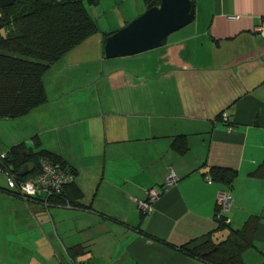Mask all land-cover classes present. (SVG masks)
<instances>
[{"label": "crops", "instance_id": "obj_1", "mask_svg": "<svg viewBox=\"0 0 264 264\" xmlns=\"http://www.w3.org/2000/svg\"><path fill=\"white\" fill-rule=\"evenodd\" d=\"M194 4L193 21L161 47L113 59L106 38L146 3L87 7L97 32L45 72L46 101L0 119V157L18 144L44 150L76 174L65 196L81 194L75 207L59 198L44 208L10 193L0 174V264H205L182 249L209 234L217 244L250 218L242 262L264 264V174L253 176L264 165V37L255 34L264 0ZM212 168L236 177L208 184ZM169 169L176 185L143 214L137 201ZM220 190L231 200L225 230L214 219Z\"/></svg>", "mask_w": 264, "mask_h": 264}, {"label": "trees", "instance_id": "obj_2", "mask_svg": "<svg viewBox=\"0 0 264 264\" xmlns=\"http://www.w3.org/2000/svg\"><path fill=\"white\" fill-rule=\"evenodd\" d=\"M100 1L16 0L13 6L0 9V119L22 117L46 101L43 75L63 55L97 32V24L88 14L87 7L97 6ZM144 1L149 9L161 0ZM180 141L184 142L183 139ZM177 142L174 147L183 154L186 148H178ZM44 159L66 167L48 152L34 151L25 144L12 147L0 159V167L18 180L26 181L39 174ZM209 172L213 182L227 186L236 177L235 171L222 168H212ZM263 174L264 165L253 176ZM71 186L74 182L51 202L58 205L57 199L62 198L75 207L74 200L81 194L74 189L71 197L65 196V190ZM226 220L227 217L215 219L218 230L229 228ZM256 225L255 218H250L241 229H229L227 237L217 244L209 234L192 242L188 249H180L205 264H243L241 256L253 246Z\"/></svg>", "mask_w": 264, "mask_h": 264}, {"label": "water", "instance_id": "obj_3", "mask_svg": "<svg viewBox=\"0 0 264 264\" xmlns=\"http://www.w3.org/2000/svg\"><path fill=\"white\" fill-rule=\"evenodd\" d=\"M16 0H0V9ZM195 16L194 0H161L125 27L108 36L104 57L119 58L161 47L172 33L190 24Z\"/></svg>", "mask_w": 264, "mask_h": 264}, {"label": "built area", "instance_id": "obj_4", "mask_svg": "<svg viewBox=\"0 0 264 264\" xmlns=\"http://www.w3.org/2000/svg\"><path fill=\"white\" fill-rule=\"evenodd\" d=\"M255 34L258 37H264V18H261L258 27L255 29ZM222 121L228 123L226 114H222ZM4 156L0 157L3 159ZM0 174L6 176L7 188L12 194H16L27 202L37 203L44 208L51 206H58L51 202L59 196L64 188L75 181V174L67 166H63L59 162H53L47 159L41 161V169L38 175L26 181H20L13 174L8 173L7 170L0 167ZM178 181L175 173L169 169L162 187L159 191L150 189L146 191V199L144 201H137L138 207L143 214H149L152 205L162 193L174 187ZM208 184L212 183L210 178L206 177ZM230 195L227 190H220L216 196L215 215L216 220L226 217L230 208ZM67 208H72L68 202L64 205ZM228 222V220H226ZM72 264H77L73 263Z\"/></svg>", "mask_w": 264, "mask_h": 264}, {"label": "rangeland", "instance_id": "obj_5", "mask_svg": "<svg viewBox=\"0 0 264 264\" xmlns=\"http://www.w3.org/2000/svg\"><path fill=\"white\" fill-rule=\"evenodd\" d=\"M109 15H110V20L109 19H107L108 21H112V15H111V13H109ZM115 17V16H114Z\"/></svg>", "mask_w": 264, "mask_h": 264}]
</instances>
